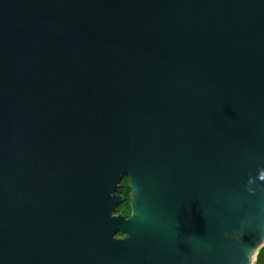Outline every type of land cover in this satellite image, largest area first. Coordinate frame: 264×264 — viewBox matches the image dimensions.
Instances as JSON below:
<instances>
[{"label": "water", "instance_id": "1", "mask_svg": "<svg viewBox=\"0 0 264 264\" xmlns=\"http://www.w3.org/2000/svg\"><path fill=\"white\" fill-rule=\"evenodd\" d=\"M262 248L264 0H0V264Z\"/></svg>", "mask_w": 264, "mask_h": 264}, {"label": "flooded vegetation", "instance_id": "2", "mask_svg": "<svg viewBox=\"0 0 264 264\" xmlns=\"http://www.w3.org/2000/svg\"><path fill=\"white\" fill-rule=\"evenodd\" d=\"M129 179L124 178L121 181V186L119 187L118 195L124 199V202L121 204L122 213L126 218L130 217L131 214V189L129 187Z\"/></svg>", "mask_w": 264, "mask_h": 264}, {"label": "trees", "instance_id": "3", "mask_svg": "<svg viewBox=\"0 0 264 264\" xmlns=\"http://www.w3.org/2000/svg\"><path fill=\"white\" fill-rule=\"evenodd\" d=\"M257 264H264V248H262V250H260V252L257 256Z\"/></svg>", "mask_w": 264, "mask_h": 264}, {"label": "rangeland", "instance_id": "4", "mask_svg": "<svg viewBox=\"0 0 264 264\" xmlns=\"http://www.w3.org/2000/svg\"><path fill=\"white\" fill-rule=\"evenodd\" d=\"M120 186H121V183H120ZM120 189V188H119ZM122 213V209H121V205H119L118 207H117V210H116V212H115V214H121Z\"/></svg>", "mask_w": 264, "mask_h": 264}]
</instances>
